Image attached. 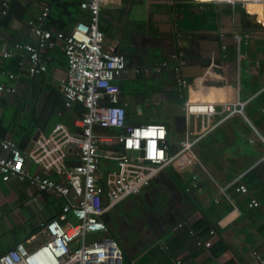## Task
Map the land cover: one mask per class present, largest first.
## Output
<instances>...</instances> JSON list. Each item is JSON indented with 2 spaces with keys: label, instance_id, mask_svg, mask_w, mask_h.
<instances>
[{
  "label": "crops",
  "instance_id": "obj_1",
  "mask_svg": "<svg viewBox=\"0 0 264 264\" xmlns=\"http://www.w3.org/2000/svg\"><path fill=\"white\" fill-rule=\"evenodd\" d=\"M13 1L20 18L0 32L7 50L15 43L34 45L28 22L52 2ZM9 2L0 0L1 14ZM250 9L235 7V13L251 14ZM246 20L231 15L228 8L198 0H110L101 10L105 47L126 60V69L115 84L129 120L148 124L135 114L150 106L173 110L175 118L183 116L187 101L231 103L237 108L238 103L244 104L243 116L217 117L216 129L196 144L195 153L203 166V170H195L197 189L187 192L189 177L168 170L134 196L137 203L130 209L138 213L130 215L129 225L114 208L107 213L110 219L115 215L122 221L115 226L112 220L107 224L122 250V264H176L177 260L182 264H257L254 252L264 259V30ZM12 51L9 59L0 60V84L16 88L14 94L0 93V141L12 140L28 152L33 141L49 136L57 124L77 134L79 115L75 106H63L58 87L66 70L59 46L42 52L47 72L35 78L26 73L25 52ZM174 55L176 59L169 63L181 69L180 87L170 67L156 75L135 73ZM9 74L15 79H8ZM139 77L154 80L147 82L146 90H133L126 98L122 86ZM190 119L184 129L200 127V121L192 118L195 127L190 128ZM173 125L182 139L184 133L177 132L175 122ZM166 127L169 140L171 128ZM179 141L169 146L171 153L178 149ZM75 163L68 157L66 167ZM109 163L101 165L102 177L114 165ZM25 170L28 176L44 173L43 167L32 161L26 163ZM48 175L55 181L63 179L54 171ZM240 184L246 193L235 190ZM142 199L147 208L140 209ZM251 199L259 206L249 207ZM62 205L63 200L52 191L40 192L27 180L4 182L0 175V255L19 242H26L29 248L42 242L41 224L56 218ZM211 228L215 235L209 234ZM94 236L99 235L91 238ZM197 241L211 246L198 247Z\"/></svg>",
  "mask_w": 264,
  "mask_h": 264
},
{
  "label": "built area",
  "instance_id": "obj_2",
  "mask_svg": "<svg viewBox=\"0 0 264 264\" xmlns=\"http://www.w3.org/2000/svg\"><path fill=\"white\" fill-rule=\"evenodd\" d=\"M216 6H225L233 16L252 20L264 30V0H198ZM110 0H79V9L87 20L76 22L70 32L42 28L49 7L28 22L35 38L34 45L15 43L12 50L24 51L29 77H39L47 72L42 62V52L59 46L66 60L65 75L58 81L63 106L70 109L80 105L81 116L75 122L78 133H70L57 124L47 137L33 141L28 152L18 148L12 140L0 141V175L4 182L11 179L28 181L38 191H52L63 205L56 218L41 224L43 240L33 248L19 242L0 255V264H122L123 253L117 241L109 233L103 217L130 196L139 195L161 173L170 170L179 177H189L186 187L191 192L198 187L195 170H203L195 146L218 126L217 117L224 119L241 115L231 103L185 102L183 116L196 118L200 127H185L178 149L171 153L168 145V129L164 123L129 125L126 123L125 106L120 103V90L115 80L126 69L125 57L106 48L100 29L101 10ZM236 5H246L251 14H236ZM8 5H3L2 15H7ZM0 33V60L9 59L13 51L7 50ZM168 59H176V55ZM169 60V61H170ZM167 60L135 70L145 75L160 74L169 67L177 86H181V69L170 66ZM8 79H15L9 74ZM16 88L0 84V93L14 94ZM153 132L145 136L146 132ZM68 157L76 163L66 167ZM32 161L43 167L44 173L28 176L25 166ZM114 164L102 177L101 165ZM50 171L62 174L55 181ZM246 193L244 185L235 189ZM259 204L251 199L249 207ZM236 216L237 210L232 211ZM233 215L232 213H230ZM229 214V215H230ZM72 217L73 221L69 218ZM221 224V222H219ZM215 229L209 230L215 235ZM99 235L100 238H91ZM198 247L209 248L210 242L197 241ZM257 264H264L258 252L253 253ZM176 264H182L177 260Z\"/></svg>",
  "mask_w": 264,
  "mask_h": 264
},
{
  "label": "rangeland",
  "instance_id": "obj_3",
  "mask_svg": "<svg viewBox=\"0 0 264 264\" xmlns=\"http://www.w3.org/2000/svg\"><path fill=\"white\" fill-rule=\"evenodd\" d=\"M52 12L53 13H58V10L54 7H52ZM154 75V74H152ZM138 81H133L130 85L128 84H124L122 86L123 88V94L126 98L130 97V95L132 94L133 90H146V88L148 87L146 84L148 81H153L154 78H149L146 79L145 77H139V79H137ZM146 96L149 93H145ZM173 110H167L165 107L160 106V107H156V106H150L148 108L144 107L142 109H138L135 117L137 119H140L141 121H143V123H155V122H164L167 126H170L171 130H170V139L168 140V145L169 146H174L175 143H177L181 138L180 136L176 133L175 129H174V118H173ZM193 124V126L191 125ZM194 123H193V119H190V128H194ZM143 200V204H141L142 206L140 207V209H144L147 208V202L146 200ZM135 199L134 196H130L128 197V199L126 198L125 201H123L122 203H120L119 205H117L114 208L113 212H116L121 220L123 222H125L127 225H129L130 223V215H135V212L138 213L137 209L133 210L130 209V206L133 205L135 203ZM137 203V202H136ZM155 210H157V208H155ZM111 220L114 221L113 225H117L118 224H122V221H118L115 218V215H113L111 217Z\"/></svg>",
  "mask_w": 264,
  "mask_h": 264
},
{
  "label": "trees",
  "instance_id": "obj_4",
  "mask_svg": "<svg viewBox=\"0 0 264 264\" xmlns=\"http://www.w3.org/2000/svg\"><path fill=\"white\" fill-rule=\"evenodd\" d=\"M78 2L79 0H52L48 15L45 18L46 21H44L45 23L42 25V28L47 29V30L53 29L56 31H62L66 33V32H70V30L73 28L76 22L80 20L86 21L87 20L86 13L79 9ZM15 5H16V2L13 0L12 1L10 0L9 5H8L9 10H8L7 15H2L0 12V32L1 33L8 29L13 19L20 18L19 15H17V13L14 11ZM52 7L56 8L58 10V13H53ZM164 59L167 61L170 60L166 57L163 58V60ZM64 61L66 64L65 57H64ZM74 110L77 112L79 116H81L83 109L80 105H75ZM125 111H126V116H127L128 114L127 109H125ZM125 121L129 125H139V123H135L134 121L129 120L127 117ZM20 147L22 148L24 146H20ZM103 218L106 224H108V222L111 220L109 214H107L106 217L104 216ZM94 237L100 238V236H94Z\"/></svg>",
  "mask_w": 264,
  "mask_h": 264
},
{
  "label": "water",
  "instance_id": "obj_5",
  "mask_svg": "<svg viewBox=\"0 0 264 264\" xmlns=\"http://www.w3.org/2000/svg\"><path fill=\"white\" fill-rule=\"evenodd\" d=\"M221 7V6H220ZM221 8H226L225 6H222ZM237 21H239V19H236ZM246 22H248V20H246ZM249 24V22H248ZM174 122L176 123V130L178 133H183L185 130H184V126H185V118L184 116H176L174 118ZM32 145H33V142H32Z\"/></svg>",
  "mask_w": 264,
  "mask_h": 264
},
{
  "label": "clouds",
  "instance_id": "obj_6",
  "mask_svg": "<svg viewBox=\"0 0 264 264\" xmlns=\"http://www.w3.org/2000/svg\"><path fill=\"white\" fill-rule=\"evenodd\" d=\"M152 134H153V132H151V131L144 133L145 136H150V135H152ZM115 207H116V206H115ZM115 207H114V208H115ZM111 210H112V209H111ZM111 210H110V211H111ZM108 213H109V212H108ZM103 221H104V218H103ZM104 222H105V221H104ZM106 225H107V224H106Z\"/></svg>",
  "mask_w": 264,
  "mask_h": 264
},
{
  "label": "bare ground",
  "instance_id": "obj_7",
  "mask_svg": "<svg viewBox=\"0 0 264 264\" xmlns=\"http://www.w3.org/2000/svg\"><path fill=\"white\" fill-rule=\"evenodd\" d=\"M235 7H241V8H243V9H245V8H250V7L246 6V5H236ZM219 8H221V7L219 6ZM252 9H253V8H252Z\"/></svg>",
  "mask_w": 264,
  "mask_h": 264
}]
</instances>
